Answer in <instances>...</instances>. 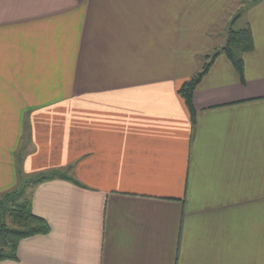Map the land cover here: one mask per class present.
Returning <instances> with one entry per match:
<instances>
[{"label": "crops", "instance_id": "1", "mask_svg": "<svg viewBox=\"0 0 264 264\" xmlns=\"http://www.w3.org/2000/svg\"><path fill=\"white\" fill-rule=\"evenodd\" d=\"M242 1L0 0V200L68 178L27 189L49 233L0 264H264V0ZM248 27L243 83L222 50Z\"/></svg>", "mask_w": 264, "mask_h": 264}, {"label": "trees", "instance_id": "2", "mask_svg": "<svg viewBox=\"0 0 264 264\" xmlns=\"http://www.w3.org/2000/svg\"><path fill=\"white\" fill-rule=\"evenodd\" d=\"M253 50L254 38L249 27L238 31L229 29L227 43L222 53L231 62L243 83L245 82V62L243 57ZM207 58L209 59V57ZM206 65L202 73L186 82L179 91L193 122H195L196 118L193 107V95L197 86L207 74L211 63ZM54 180H68V178L65 174L57 171L44 174L32 181H27L25 186H20L21 188L17 191L6 195L0 200V263L17 259V248L23 239L49 233V226L46 221L33 213L31 201L27 197L26 192L31 185L38 186Z\"/></svg>", "mask_w": 264, "mask_h": 264}, {"label": "rangeland", "instance_id": "3", "mask_svg": "<svg viewBox=\"0 0 264 264\" xmlns=\"http://www.w3.org/2000/svg\"><path fill=\"white\" fill-rule=\"evenodd\" d=\"M243 1L242 0H235V2H234V7H233V14H235V17L237 16V15H240V17L242 16V15H244L245 16V14H246V12H247V9H248V7L250 6V4L252 3H242ZM264 3V2H263ZM249 4V5H248ZM226 18H230V15H229V13L226 15ZM239 27V25H238V23H237V25L234 27V29H237Z\"/></svg>", "mask_w": 264, "mask_h": 264}]
</instances>
